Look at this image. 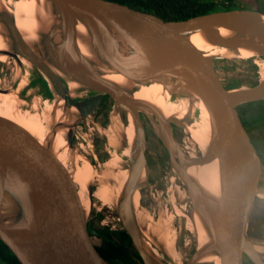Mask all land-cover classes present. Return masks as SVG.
I'll use <instances>...</instances> for the list:
<instances>
[{
    "label": "water",
    "instance_id": "95a60500",
    "mask_svg": "<svg viewBox=\"0 0 264 264\" xmlns=\"http://www.w3.org/2000/svg\"><path fill=\"white\" fill-rule=\"evenodd\" d=\"M47 1L52 5L56 23L39 34L34 49L17 28L14 16L8 11L0 15L6 28L3 35L10 42L9 51L1 54L37 71L38 78L31 88L40 87V92L29 95L27 88L28 93L22 92L21 98L27 102L35 96L49 102L57 100V109H62L67 117L62 114L59 120L63 122L51 126L46 146L0 119V240L21 264H109L99 254L89 233L87 209L71 175L51 150L54 135L61 128L67 130L66 141L74 150L75 129L109 96L126 128L129 114L135 125L129 176L116 209L122 229L130 236L143 264L169 263L148 252L133 205L138 189L143 196L148 175L147 142L140 112L151 118V113L155 114L160 121L161 129L155 128L171 155L172 173L187 191L192 218L196 211L212 239L202 250L196 248L184 264H211L202 262L209 255L219 256L222 264H244L245 256L254 264H264V254L256 250L264 247V238L248 232L256 197L264 195V188L259 186L262 162L238 112L240 106L264 101V80L256 86L227 89L217 62L243 59L254 63L255 59L205 56L189 42L194 34L203 33L214 46L234 53L251 50L264 59V14L238 9L166 21L106 0ZM79 23L89 30L98 64L85 57L79 48L76 32ZM222 28L233 31L234 36L222 37ZM22 58L30 64H24ZM6 62L0 61L1 80ZM100 66L126 76L139 86L161 84L173 98L199 96L207 105L212 122V138L205 154L192 158L172 133V125L186 132L191 118H165L155 106L135 98L137 88L121 87L104 79ZM58 73L79 84V90L71 93L67 81ZM0 93L7 92L0 87ZM134 153H137L135 161ZM216 159L224 162L226 176L219 200L209 197L188 174L192 166ZM93 186L88 189L90 197ZM4 203V209L11 215L10 224L3 214Z\"/></svg>",
    "mask_w": 264,
    "mask_h": 264
},
{
    "label": "bare ground",
    "instance_id": "6f19581e",
    "mask_svg": "<svg viewBox=\"0 0 264 264\" xmlns=\"http://www.w3.org/2000/svg\"><path fill=\"white\" fill-rule=\"evenodd\" d=\"M19 6L21 8L19 9L17 8L16 10H14L11 9L10 7L8 8L7 4H5L4 1L2 2V0H0V15L5 11L10 12L14 16L17 28L21 32L25 41L29 46H31L34 49L35 47H37V44L39 43L40 40L39 34L41 32L50 30V28L54 26L56 23V17L53 15V11H52V5L47 0H38V2L35 1L33 2V0H19ZM76 32H77L79 48L81 49L83 55L98 64V62H96L98 60V56L95 53V48L88 28L82 23H79L76 27ZM5 33H6V28L3 25V23L0 22V61L2 62H6L8 56L1 53L7 52L10 49L9 39L3 35ZM220 35L224 38H232L234 36V33L228 28H222L220 29ZM189 42L192 44V46L195 49L202 52L205 56L219 55L228 59L236 58V57L253 58V59L260 58L256 52L251 50L240 49L239 52L234 53L229 49L219 46H214L208 41L207 37L203 33L194 34L189 39ZM21 61L24 64H30L26 59L22 58ZM99 70L105 73L104 79L108 81H111L121 87L137 88V92L135 93V98L139 101H144L152 104L161 112V114H163L165 118H175L181 120H186L187 118H191L192 124L186 127V133H188L195 140V142H198L201 145V147L204 150V153L207 151V148L210 145L212 138V122H211L209 109L205 104V102L199 98V96L194 95L193 97L190 98L189 97L173 98L167 92V90L164 89L163 85L161 84L155 83L150 86H139L134 84L126 76L118 74L117 72L110 70L109 68L107 69L105 67L100 66ZM261 70H264V68ZM58 74L61 75L67 81V85L71 93L75 94V92L79 90L80 88L79 84L67 79L61 73ZM25 85H26L25 83H21L18 84L16 87H14V85L12 86V89H14L15 93L19 94V96L14 97L15 99L13 100L5 101L4 103L0 104V119L9 122L19 127L20 129L26 131L32 138H34L35 141H37L39 145L46 146L47 141L50 137L49 134H50L51 126L55 122L61 121L59 119L62 117L63 111L60 108L59 109L56 108L55 103H53L54 101L49 102L43 100L39 96L37 97L35 96L34 98H32L30 102L20 99V95ZM4 95L5 94L0 93V98H3ZM163 102L164 103L168 102L169 106L173 109L174 113L171 112V109L165 107L163 105ZM164 107L167 108L168 110H166ZM52 110L54 112L52 113V116L50 118ZM75 110L76 112H78L77 109ZM24 113H26L27 116H29L28 114H32L29 116L30 118H28L29 121L26 120L24 116H22ZM23 117L25 118L26 121H24ZM128 120H129V125L127 126L128 128H126V134L128 137L129 148L125 150V156H127L129 160L132 162V158H131L132 146H133V142L136 140V135H135V127H134L135 125L133 123V118L130 114ZM41 121L46 122V124L41 129L36 128L37 127L36 125ZM120 121L122 123V128L124 129L125 124H123L121 118ZM117 122L119 121L117 120ZM117 127H114L116 128V134H118L119 131V128L117 130ZM66 134H67L66 129L61 128L60 130L57 131L52 141L51 150L53 151L54 154V148L59 147L60 149H62L63 154L61 155V157H57L58 158L57 160L62 165L63 169L67 173H69V175H71V178L75 183L79 198L81 199L83 206L86 209L89 207L90 196L88 189L91 185H95L96 182L98 183V187L95 191V197H97L99 200L104 201L102 202L103 204L106 202L105 205L109 204L110 206H114V205L116 206L121 196L123 186L127 182L130 167L128 169L124 168L127 171L120 172V170L118 169H120L119 167L122 165L121 159L120 161L119 159H115L114 161H111L108 164H106L104 173H101L100 175L97 174L96 172L93 173L91 171L92 169L89 167L90 164H85L83 166L80 165L78 160L79 155L73 153V151L69 148V145L66 141ZM117 141L118 140L115 137L113 138V140H111L110 138V143L112 144H115ZM136 159H137V153H134L133 160L135 161ZM113 170H118L119 172L115 174ZM193 174L194 173L192 172V176ZM225 179H226L225 164L221 159H216L213 162L207 164V168L204 175L202 177H199V183L201 184H197V185H199L201 189H203V191L209 197L215 200H219L223 188L225 186ZM113 180L115 181V183L111 184ZM141 199H142L141 193L138 189L133 196V205L134 208L136 209V218L138 224H141V222L146 221L145 216L140 208ZM4 208H5V203L3 209ZM3 214L5 216L7 224H10L12 222L11 215L5 209ZM192 219L190 220L192 221ZM189 222L190 221L187 220V223ZM195 222H192L194 224L191 225L193 226V229L196 231L197 248L202 250L204 247L212 243V239L208 233V228L206 224L201 219L198 213H197V221L195 220ZM147 237L148 236H145V239ZM166 241L168 240L166 239ZM166 244H167L166 247L167 253L175 260H179L180 256L178 252L175 250L174 244H172L171 242ZM146 248L148 252L154 254L157 257V259L159 258L162 259L163 256H161L158 250L155 249L149 242H147ZM256 250L259 253L264 254V247H256ZM202 262L211 263V264H222L221 258L216 255L206 256L205 258L202 259Z\"/></svg>",
    "mask_w": 264,
    "mask_h": 264
},
{
    "label": "rangeland",
    "instance_id": "374dc122",
    "mask_svg": "<svg viewBox=\"0 0 264 264\" xmlns=\"http://www.w3.org/2000/svg\"><path fill=\"white\" fill-rule=\"evenodd\" d=\"M3 1L7 4L8 8L10 7L14 10L21 8L19 6V0H2V2ZM34 1L38 2V0H33V2ZM224 61H228L229 64ZM246 62L247 61L243 59L223 60L217 62L219 75L222 81L227 83L231 78L237 76L238 78L242 76L244 77L248 73V68L250 66ZM254 64L258 67L261 80H264V72H262L264 70H261L264 68V59L255 58ZM226 65H229L228 72L222 71V68ZM3 74L2 80L0 79V87L3 90H6L7 93H3L5 95L3 98H0V104L5 101L13 100L15 99L14 97L19 96V94H16L14 89H12L13 85L16 87L18 84L25 83L26 85L22 92H27L29 89V95L38 94L40 92V87L31 88V83L38 78V75L37 71L29 65L22 66L14 59L10 58L3 67ZM245 87L247 86L245 85ZM20 99H22L21 96ZM53 103H55L56 108L59 107L57 100ZM163 105L171 109V112H173V109L169 106L168 102H163ZM28 115L30 116L32 114ZM22 116L29 121L28 118L30 117L27 116L26 113ZM24 117L23 119L26 121ZM63 118H67L65 113ZM117 120L119 122H117ZM114 127H117V130L119 128L118 134H116V128ZM157 127L160 129L159 126ZM125 133L126 126L124 129L122 128L117 108H112L109 113H93L90 117L81 121L79 126L75 129V143L73 145L74 150L72 151L73 153L79 155L78 160L81 166L85 164L91 165H89V167L92 169L91 171L93 173L96 172L99 175L104 173L106 168L105 164H108L115 159H119V161L121 159L122 162V165L118 170H120V172L127 171L125 169H128L131 166V161L127 156H125V150L129 148L128 137ZM108 134L111 140L115 137L118 141L115 144L110 143ZM181 135V138L183 139L181 144L185 150L191 152L190 155L192 158H197V154H205L201 145L198 142H195V140L188 133L183 131ZM62 154V149L59 147L54 148V155L56 158L61 157ZM206 168L207 164L192 166L189 168V176L197 184H201L199 183V177L204 175ZM118 170H113V172L116 174L119 172ZM191 171L194 173L193 176ZM169 173L170 174H167V179L165 180L167 184L146 187L140 206L146 221L141 222L139 226L143 234L149 237L146 238V241L158 250L161 256H163L162 259L165 262L169 264H184L190 258V253L197 248L196 231L192 226L194 224L192 222H195V220L197 221V212H193L192 219V204L187 191L177 176L174 173ZM114 183L115 181L113 180L111 184ZM97 187L98 183L96 182L93 186V196L90 197L89 207L87 208V214L89 217L88 224L93 223L94 225L109 226L115 230L121 229L122 224L119 220L116 206H110L109 204L105 205L106 202L103 204L102 202L104 201L95 197ZM99 214L103 215L101 220L98 219ZM189 218L192 219V221ZM187 220L191 223H187ZM262 224L263 227H261ZM248 232L253 234L264 232L263 199H260V201L258 200L255 208L253 209L248 225ZM166 239L168 241H166ZM94 242L96 245H100L99 239L94 238ZM169 242L174 244V248L180 256L179 260H175L167 253L166 243Z\"/></svg>",
    "mask_w": 264,
    "mask_h": 264
},
{
    "label": "trees",
    "instance_id": "16d2710c",
    "mask_svg": "<svg viewBox=\"0 0 264 264\" xmlns=\"http://www.w3.org/2000/svg\"><path fill=\"white\" fill-rule=\"evenodd\" d=\"M122 6L154 14L166 21H183L196 16L238 9H251L264 14V0H106ZM229 64L228 61H224ZM249 71L244 77H234L225 83L227 89L243 85L256 86L261 77L256 64L247 61ZM229 65L222 68L228 72ZM252 75V76H251ZM239 116L252 138L264 165V101L245 104L238 108ZM103 218L99 214L98 219ZM92 237L100 240L99 254L109 264H143L142 258L133 246L130 236L121 229L88 224ZM0 264H21L14 253L0 240Z\"/></svg>",
    "mask_w": 264,
    "mask_h": 264
},
{
    "label": "flooded vegetation",
    "instance_id": "af4514ba",
    "mask_svg": "<svg viewBox=\"0 0 264 264\" xmlns=\"http://www.w3.org/2000/svg\"><path fill=\"white\" fill-rule=\"evenodd\" d=\"M114 107L117 108L114 101L111 100L109 96H105L103 98L101 104L99 105V108L95 111V113H97V112L100 114L103 112L109 113L111 111V109ZM165 109L168 110L167 108H165ZM117 111L119 113L118 108H117ZM53 112L54 111L52 110L50 118H51ZM151 115H152V118L149 117L146 113L140 112V119H141V123L143 125V129L145 131V138H146V142H147V149L145 152L146 162L148 165V175H147V179H146L147 187H150L152 185H165V184H167L165 182V180L167 179V174L169 175L170 174L169 172L172 173L171 155H170L169 151L167 150V148L162 143V141L160 140L159 136L157 135V131L155 128L156 126L161 125L160 121L158 120V118L155 114L151 113ZM45 124H46V122L41 121L36 125L37 126L36 128L41 129ZM243 126L245 127V129L247 131V128L244 125V123H243ZM37 131H40V130H37ZM182 132H183V130L179 129L175 125H172V133L175 136L176 140L180 144L183 140L181 138ZM247 133H248V131H247ZM248 135H249V133H248ZM74 138H75V136H74ZM74 138H73V145L75 143ZM250 138H251V136H250ZM251 141H252V138H251ZM256 150H257V148H256ZM189 153H191V152H189ZM257 153L260 156L258 150H257ZM260 158H261V156H260ZM261 162H262V158H261ZM105 166H106V164H105ZM259 186H260V188H264V165H263V162H262V174L260 177ZM260 199H263V201H264V196H257L256 197L254 208L256 206L257 201L258 200L260 201ZM261 227H263V224L261 225ZM249 234L253 235V236H257L259 238H264V232H260L257 234H253V233H249ZM195 251L196 250L191 252L189 256L191 257ZM244 264H254V263H252L250 261V259L247 256H245L244 257Z\"/></svg>",
    "mask_w": 264,
    "mask_h": 264
}]
</instances>
